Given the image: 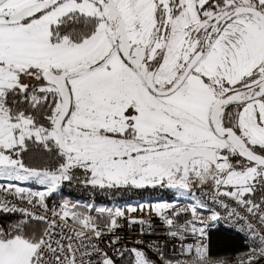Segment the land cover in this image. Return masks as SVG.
<instances>
[{"label": "snow or ice", "instance_id": "obj_1", "mask_svg": "<svg viewBox=\"0 0 264 264\" xmlns=\"http://www.w3.org/2000/svg\"><path fill=\"white\" fill-rule=\"evenodd\" d=\"M0 264H264V0H0Z\"/></svg>", "mask_w": 264, "mask_h": 264}, {"label": "trees", "instance_id": "obj_2", "mask_svg": "<svg viewBox=\"0 0 264 264\" xmlns=\"http://www.w3.org/2000/svg\"><path fill=\"white\" fill-rule=\"evenodd\" d=\"M159 191V190H156ZM146 192H118L117 194H100L95 196V203L102 204L105 203L109 207L114 204V201L111 198L124 200L127 198H135L139 195H144ZM63 197H69L72 201L80 200L83 202H90L88 196L78 194L76 192L63 191ZM208 239L212 250L215 253L221 255H235L238 252L247 251L246 241L238 234H235L231 231L225 230L222 227L215 226L210 227L208 230Z\"/></svg>", "mask_w": 264, "mask_h": 264}, {"label": "rangeland", "instance_id": "obj_3", "mask_svg": "<svg viewBox=\"0 0 264 264\" xmlns=\"http://www.w3.org/2000/svg\"><path fill=\"white\" fill-rule=\"evenodd\" d=\"M63 191L76 192L78 194L83 193V195L88 196V198L90 199V202H95L94 200H95L96 195L104 194L101 192L94 193L90 189H86L79 185L65 186ZM117 193L118 192H109L107 194H117ZM64 198L71 200L69 197H64ZM111 199L114 201V204H123L125 202H130L132 204H135L137 202H141L142 200H146V199L153 200V201L170 200L172 199V194L165 190H159V191L155 190V191H149L148 193H145L143 196L142 195L136 196L135 198H132V199L131 198H127L124 200H119V199H114V198H111ZM97 205L108 206L105 203L97 204Z\"/></svg>", "mask_w": 264, "mask_h": 264}, {"label": "built area", "instance_id": "obj_4", "mask_svg": "<svg viewBox=\"0 0 264 264\" xmlns=\"http://www.w3.org/2000/svg\"><path fill=\"white\" fill-rule=\"evenodd\" d=\"M139 215H143V213H139ZM217 225L222 227L225 230H228V231H231V232H233L235 234L240 235L246 241V243H248V240L246 238L245 233L240 231V227H241L240 225L232 226V225H228V224H224V223H220V224H217ZM156 227H157V229H160L162 227V225H160L159 222L157 221L156 222ZM120 234L122 236H126L127 237V242L129 244V246H131V244L134 241H136V240L144 239L146 242L150 243L152 240H155L157 238V236L163 237V235H164L163 232H157L155 236L141 237L139 235V231L138 230L129 231L128 228H127V225H125L124 231L121 232ZM208 241H209V239H208ZM160 242L163 243L164 241L161 239ZM168 248H169V251L171 252V250L173 248V243L172 242H169ZM150 255H151V253H150ZM153 258L155 259L154 256H153Z\"/></svg>", "mask_w": 264, "mask_h": 264}]
</instances>
